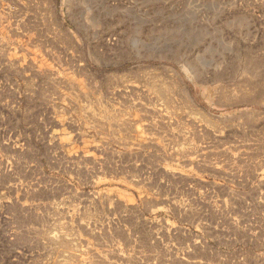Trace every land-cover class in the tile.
I'll return each mask as SVG.
<instances>
[{
	"label": "rangeland",
	"instance_id": "1",
	"mask_svg": "<svg viewBox=\"0 0 264 264\" xmlns=\"http://www.w3.org/2000/svg\"><path fill=\"white\" fill-rule=\"evenodd\" d=\"M0 264H264V0H0Z\"/></svg>",
	"mask_w": 264,
	"mask_h": 264
}]
</instances>
